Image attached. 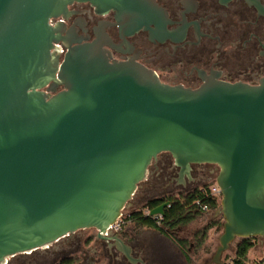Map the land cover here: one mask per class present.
<instances>
[{
    "label": "water",
    "instance_id": "water-1",
    "mask_svg": "<svg viewBox=\"0 0 264 264\" xmlns=\"http://www.w3.org/2000/svg\"><path fill=\"white\" fill-rule=\"evenodd\" d=\"M121 1L0 0V264L79 230L111 233L164 152L187 172L220 169L215 217L225 222L212 263L237 239H264V78L172 87L72 39L70 5L103 13Z\"/></svg>",
    "mask_w": 264,
    "mask_h": 264
},
{
    "label": "flooded vegetation",
    "instance_id": "flooded-vegetation-1",
    "mask_svg": "<svg viewBox=\"0 0 264 264\" xmlns=\"http://www.w3.org/2000/svg\"><path fill=\"white\" fill-rule=\"evenodd\" d=\"M64 22L72 39L99 42L111 61H134L172 87L196 90L209 79L257 86L264 78V0H123L103 13L91 3L75 2ZM138 22L143 24L137 27ZM219 171L202 163L191 164L187 172L170 153H161L143 181L144 206L159 198L161 205L171 202L175 192L186 193L191 186L213 185ZM151 188L161 196H152ZM173 247L168 237L140 228L126 215L118 231L102 237L96 229L79 230L6 264H41L43 257L57 254L51 264H167Z\"/></svg>",
    "mask_w": 264,
    "mask_h": 264
},
{
    "label": "trees",
    "instance_id": "trees-1",
    "mask_svg": "<svg viewBox=\"0 0 264 264\" xmlns=\"http://www.w3.org/2000/svg\"><path fill=\"white\" fill-rule=\"evenodd\" d=\"M210 186L212 185L204 186V188L208 189ZM162 202H164V199L159 198L144 206V209L130 211L129 214H127V220L135 222L140 228L154 229L163 235L170 236V232L177 230V228L181 226L188 225L195 218H200L207 212H215L220 207L219 198H210L203 193L202 189H195L179 197H174L170 205L165 209L164 216H150L148 212L160 206ZM205 206H208V211L204 210ZM224 222V218H222V221L212 220L209 224V228L212 229L215 226H219V229L223 230ZM205 239L204 232L196 233L195 241L198 244L204 242ZM173 240L181 249L185 260L190 264L192 260L188 250L189 246L191 247L190 242L180 238H174ZM257 241H259V238L237 239L229 250L233 252V258L224 264H253L249 262V256L257 246ZM62 263L66 264L68 261L63 260Z\"/></svg>",
    "mask_w": 264,
    "mask_h": 264
},
{
    "label": "rangeland",
    "instance_id": "rangeland-1",
    "mask_svg": "<svg viewBox=\"0 0 264 264\" xmlns=\"http://www.w3.org/2000/svg\"><path fill=\"white\" fill-rule=\"evenodd\" d=\"M219 174V173H218ZM217 174V175H218ZM141 188H139L133 197V199L129 202V205L127 208L123 211V214L126 216L129 214L130 211H135V210H140L144 209V204L146 203V198L142 194L146 190V183L142 182L140 184ZM211 187V186H210ZM209 187V188H210ZM202 186H191L187 189L186 193H189L195 189H201ZM180 191V190H179ZM149 192L152 194L154 197H160L161 192L159 189L156 188H151ZM186 193H180V192H175L173 194L174 197H178V194H186ZM180 195V196H181ZM216 211H210L204 214L202 217H197L195 218L192 222H190L186 226H181L177 228V230L170 232L171 235L167 236L171 242H174V238H180V239H185L188 240L191 244V247L189 246L188 250L189 253L192 257V260L190 264H214L212 263V259L214 257V254L216 252V248L219 245V237L223 233V230L219 229V226H215L212 229L209 228V224L212 222V220H218L222 221V216H217ZM87 231V230H86ZM198 232H204L205 233V240L204 242H201V244H198L195 241V235ZM175 233V234H174ZM259 245V241H257ZM176 245L175 243H173ZM175 248V247H174ZM260 250V255L257 253H254L253 257H256L258 259H261L263 257L262 254H264V245L261 247H258ZM56 256V257H55ZM54 257H43L41 260V264H51L58 256L59 254L55 255ZM233 258V252L227 251L223 254L222 256V264L229 262L230 259ZM182 264H189L184 258H181Z\"/></svg>",
    "mask_w": 264,
    "mask_h": 264
},
{
    "label": "built area",
    "instance_id": "built-area-1",
    "mask_svg": "<svg viewBox=\"0 0 264 264\" xmlns=\"http://www.w3.org/2000/svg\"><path fill=\"white\" fill-rule=\"evenodd\" d=\"M203 193H205L208 197L210 198H219V201L221 203V199H222V191L220 189V187L217 185V183H214L210 188L202 189ZM204 210L207 211L208 210V206L204 207ZM156 217H162V216H156ZM125 215L122 213V215L120 216V218L118 219V221L111 225L107 232L110 231H118L122 225V221L124 220ZM108 234V233H107ZM263 245H264V239H262ZM254 264H264V259L255 262Z\"/></svg>",
    "mask_w": 264,
    "mask_h": 264
},
{
    "label": "crops",
    "instance_id": "crops-1",
    "mask_svg": "<svg viewBox=\"0 0 264 264\" xmlns=\"http://www.w3.org/2000/svg\"><path fill=\"white\" fill-rule=\"evenodd\" d=\"M162 237H163V234H161V233H159ZM164 236H166V235H164ZM167 237V236H166ZM169 239V238H168ZM170 240V239H169ZM170 242H171V240H170ZM259 245L257 244V246L253 249V251L250 253V256H249V262H251V263H255V262H257V261H260V260H262V259H264V254H262L263 255V257L261 258V259H258V258H256V257H253L254 256V253H257L258 255H260L261 253H260V250L261 249H258V247H261V245L263 246V242H262V240L261 239H259ZM172 243V242H171ZM173 243H175V242H173ZM172 243V245L175 247H173L174 249H173V254H172V258H171V260L170 261H167V264H182V260H181V258H184V255H183V253H182V251H181V249L179 248V246L176 244V245H174ZM185 259V258H184Z\"/></svg>",
    "mask_w": 264,
    "mask_h": 264
}]
</instances>
